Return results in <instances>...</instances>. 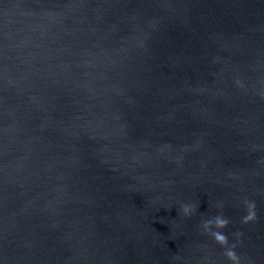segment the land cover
<instances>
[{
  "label": "water",
  "instance_id": "obj_1",
  "mask_svg": "<svg viewBox=\"0 0 264 264\" xmlns=\"http://www.w3.org/2000/svg\"><path fill=\"white\" fill-rule=\"evenodd\" d=\"M219 214L264 264V0H0V264H230Z\"/></svg>",
  "mask_w": 264,
  "mask_h": 264
},
{
  "label": "clouds",
  "instance_id": "obj_2",
  "mask_svg": "<svg viewBox=\"0 0 264 264\" xmlns=\"http://www.w3.org/2000/svg\"><path fill=\"white\" fill-rule=\"evenodd\" d=\"M236 85L239 88H243V84L236 80ZM165 147H169L165 145ZM160 151H164L163 148ZM180 162L179 160L177 161ZM243 206L246 214L241 218L242 224H249L255 222L257 220V212H256V203L252 200L245 198L243 200ZM217 207H222V205H217ZM179 212L184 217H191L195 212H197V208L194 205L190 204H182ZM230 224V220L227 219L223 214L216 215L211 219L204 220L201 223V228L203 232L209 235L218 245H220L224 251L222 255L230 262V264H241V259L236 252L237 245L239 243L240 237L243 235L242 232L236 231L233 235L236 237L237 243L229 244L228 236L225 235L221 230L228 227Z\"/></svg>",
  "mask_w": 264,
  "mask_h": 264
}]
</instances>
